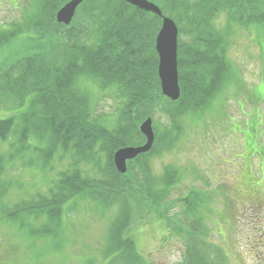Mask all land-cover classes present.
Here are the masks:
<instances>
[{
    "label": "trees",
    "instance_id": "trees-1",
    "mask_svg": "<svg viewBox=\"0 0 264 264\" xmlns=\"http://www.w3.org/2000/svg\"><path fill=\"white\" fill-rule=\"evenodd\" d=\"M67 1L30 0L19 25L7 28L0 21V55L10 43L20 45L17 56L4 55L0 60V104L27 106L10 157L17 158L27 147L40 151L41 158L52 157L58 149V162L64 155L71 157L67 168L58 178L49 179L43 192L4 212L20 226H29L30 234L46 236L59 230L64 214L70 215L86 201L99 211L115 207L118 218L108 249L118 255L112 263L146 264L132 238L122 237L130 223V210L164 214L175 207L168 202L178 178L170 166L155 176L151 160L170 152L185 118L203 112L229 82L228 31L264 25V0H150L179 27L181 97L176 102L161 92L155 49L160 17L121 0H86L78 13L83 20L65 27L56 23L55 15ZM56 36L64 41L57 51L59 44H49ZM36 39L49 45L36 50L32 42ZM96 86L120 102L117 123L111 126L92 105ZM148 117H161L164 131L156 130L154 151L138 158L121 175L113 153L144 142L139 125ZM13 123L12 118L0 121L2 140ZM28 136L45 145L35 142L32 146ZM94 173L96 178H92ZM8 186L0 183L2 192ZM34 221H42V227L33 228Z\"/></svg>",
    "mask_w": 264,
    "mask_h": 264
},
{
    "label": "rangeland",
    "instance_id": "rangeland-1",
    "mask_svg": "<svg viewBox=\"0 0 264 264\" xmlns=\"http://www.w3.org/2000/svg\"><path fill=\"white\" fill-rule=\"evenodd\" d=\"M28 2L0 0L2 24L7 28L12 23L19 25ZM83 18L77 17L79 22ZM221 19L224 23L225 18ZM228 32L229 39L232 38L226 53L232 67L231 79L203 112L187 116L174 147L151 163L158 176L166 166L174 170L175 178L181 176L173 198L179 201L192 191L197 201L199 194L197 204L200 200L201 209L196 212L199 229L195 240L203 260L212 264H258L256 255L264 251V158L261 160L255 152L264 154V25ZM32 42L36 50L47 44L37 39ZM63 42L56 36L49 44H59L57 51L62 49ZM18 52L20 45L10 43L5 51L1 50L0 60ZM91 102L97 105V115L103 117L107 126L117 123L120 103L114 95L101 94L97 88L91 92ZM25 109L26 105L3 108L0 104V120L13 117L14 121L5 136L6 143L0 141L1 172L4 171L0 176L2 181L13 178V188L3 199L8 206L34 199L45 190L49 179L58 178L71 158L64 155L58 162V149L52 151V157L41 158L40 151L27 147L17 158L9 160L13 150H8L20 135ZM96 119L101 122L99 116ZM161 120L154 118L157 132L164 131ZM30 136L27 143L45 145ZM31 159L33 165L28 168ZM87 169L85 166L84 170ZM248 182L258 190L262 187L261 196H256L259 199H249L244 193ZM179 203L170 218L176 217L174 225L178 224L182 231H175L174 225L160 219L156 212L147 211L135 216L126 230L124 236L132 238L148 264H183L187 226L180 220L185 204ZM69 213L63 215L59 232L37 241L32 250L28 233L19 228L18 222L4 220L0 212V264H104L103 249L114 218L96 214L89 205L81 204ZM42 225L40 221L34 227L40 229Z\"/></svg>",
    "mask_w": 264,
    "mask_h": 264
},
{
    "label": "water",
    "instance_id": "water-1",
    "mask_svg": "<svg viewBox=\"0 0 264 264\" xmlns=\"http://www.w3.org/2000/svg\"><path fill=\"white\" fill-rule=\"evenodd\" d=\"M85 0H71L65 4L57 13L58 23L70 25L77 8ZM141 10L154 13L162 18L161 30L156 40V50L159 55V77L163 94L173 101L180 98L181 90L179 85L178 72V27L175 22L163 16L160 8L148 0H123ZM141 132L146 136L147 143L139 147H127L115 153L114 162L118 171L122 174L127 172V161L133 160L138 155L151 150L155 135L152 127V120L147 119L140 127Z\"/></svg>",
    "mask_w": 264,
    "mask_h": 264
},
{
    "label": "flooded vegetation",
    "instance_id": "flooded-vegetation-1",
    "mask_svg": "<svg viewBox=\"0 0 264 264\" xmlns=\"http://www.w3.org/2000/svg\"><path fill=\"white\" fill-rule=\"evenodd\" d=\"M251 199H259L258 197L255 196V194H253L252 196H250ZM261 259L263 260V264H264V251L263 254L261 256Z\"/></svg>",
    "mask_w": 264,
    "mask_h": 264
},
{
    "label": "bare ground",
    "instance_id": "bare-ground-1",
    "mask_svg": "<svg viewBox=\"0 0 264 264\" xmlns=\"http://www.w3.org/2000/svg\"><path fill=\"white\" fill-rule=\"evenodd\" d=\"M153 147V146H152Z\"/></svg>",
    "mask_w": 264,
    "mask_h": 264
}]
</instances>
